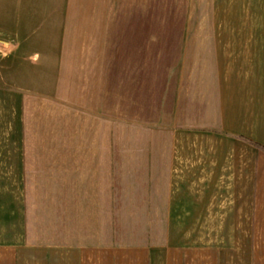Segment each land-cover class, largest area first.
I'll return each mask as SVG.
<instances>
[{"label":"crops","instance_id":"0c3cea01","mask_svg":"<svg viewBox=\"0 0 264 264\" xmlns=\"http://www.w3.org/2000/svg\"><path fill=\"white\" fill-rule=\"evenodd\" d=\"M188 13L81 31L42 92L0 71V264H264V0Z\"/></svg>","mask_w":264,"mask_h":264},{"label":"rangeland","instance_id":"374dc122","mask_svg":"<svg viewBox=\"0 0 264 264\" xmlns=\"http://www.w3.org/2000/svg\"><path fill=\"white\" fill-rule=\"evenodd\" d=\"M141 3L148 8L132 10ZM93 4L116 10L99 13L80 8ZM127 7L132 8L125 11ZM188 18V0H0V71L6 84L17 81L22 87L35 76L33 90L42 92L52 81L49 74L58 70L61 53L75 50L81 31L89 30V37L95 31L101 51L107 54V27L112 20H162L167 25H187ZM98 19L100 27L84 28L86 21ZM165 30L177 34L187 28Z\"/></svg>","mask_w":264,"mask_h":264}]
</instances>
